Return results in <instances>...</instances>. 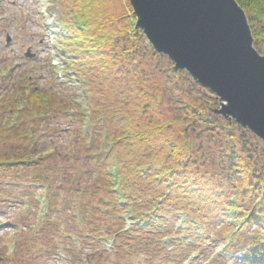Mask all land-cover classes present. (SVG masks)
Segmentation results:
<instances>
[{
	"label": "trees",
	"instance_id": "16d2710c",
	"mask_svg": "<svg viewBox=\"0 0 264 264\" xmlns=\"http://www.w3.org/2000/svg\"><path fill=\"white\" fill-rule=\"evenodd\" d=\"M95 1L70 0L69 12L59 4L51 7L60 19H68V27H63L69 36L65 46L74 57L65 64L78 77L81 92L67 91V100L62 92L22 79L1 96L0 194L4 200L0 206L14 202L3 177L18 176L21 201L30 203L31 218L41 215L39 232H48L38 240L43 245L39 255L52 264L62 259L83 264L86 249L102 248L107 236L113 238L115 264H131L130 259L139 254V264H184L196 250H210L211 256L216 243L227 235L233 247L229 245V251L246 252L241 264H264V143L217 115L216 97L204 94L206 89L195 83L194 90L184 88L185 79L191 82V78L176 73L167 58L146 45L142 30L135 29L131 10L122 17L126 25L116 26V20L95 17ZM236 2L246 12L255 47L264 56V0ZM146 50L151 60L164 59L168 64L163 70L173 78L168 99L169 111L179 112L176 120L154 117L165 92L159 97L158 87L150 85L144 70H139ZM121 60L132 61L125 74L134 78L125 84L124 103L131 98L141 101L139 109L129 112L120 103L112 107L107 103L120 91L112 83L111 69ZM89 74L100 87L89 82ZM175 87L178 95L172 93ZM193 92L201 95L194 98ZM74 98H83L92 110L85 137L70 124L66 130L58 124L61 121L56 119L54 124V116L59 115L64 120L72 114L71 123L84 119L81 111L74 112L78 107ZM71 131L77 141L67 147L64 134ZM189 138L195 140L191 145ZM63 180L69 186H62ZM117 187L124 195L123 206ZM43 199L45 209L39 214ZM50 216L58 218L54 225ZM23 224L22 234H26L29 225ZM171 246L174 249L168 252ZM107 260L94 264H108ZM225 260L226 256L219 257L215 263Z\"/></svg>",
	"mask_w": 264,
	"mask_h": 264
},
{
	"label": "water",
	"instance_id": "95a60500",
	"mask_svg": "<svg viewBox=\"0 0 264 264\" xmlns=\"http://www.w3.org/2000/svg\"><path fill=\"white\" fill-rule=\"evenodd\" d=\"M129 2L153 49L217 96V114L264 142V56L236 0Z\"/></svg>",
	"mask_w": 264,
	"mask_h": 264
},
{
	"label": "rangeland",
	"instance_id": "374dc122",
	"mask_svg": "<svg viewBox=\"0 0 264 264\" xmlns=\"http://www.w3.org/2000/svg\"><path fill=\"white\" fill-rule=\"evenodd\" d=\"M40 4H43V6L48 4L49 0H38ZM79 1V0H78ZM84 1V0H80ZM70 0H60V5L65 9L67 12H69L70 7L72 6L70 3ZM40 4L36 2V0H0V74L3 70L5 72L6 69H12L14 66L17 65V67L25 68L32 66V71L36 74V76L40 77H46L48 72L44 69L48 63V58L50 56L49 52L47 51V40L49 34L47 33V28L45 26V17L40 12ZM92 6L94 7V13L95 17L98 16H104L106 18H109L112 21H117L114 25L117 26H124L125 21L122 19L124 15L128 14L130 6L128 0H97L95 1ZM53 19V18H52ZM50 18V20H52ZM119 21V22H118ZM44 24V25H43ZM126 25V23H125ZM252 26V25H250ZM111 28V25L108 26V29ZM112 29V28H111ZM10 37L11 42L7 43V37ZM56 37V36H55ZM57 39V38H56ZM147 45V43H146ZM141 51H144L143 46L141 45ZM30 50V53L32 54V57L28 58L26 57L27 51ZM147 58L143 57L141 53L138 55V59L143 57L144 60L140 63L139 70H144V74L147 75L146 80L149 81L150 85H156L157 88V95L160 97L162 95V92H165V95H163L162 99V105L159 106V109L155 111L154 117L157 119V121H164L167 119H174L176 120V117L179 116V112L174 113L169 111V104L170 100L168 99L170 97V93L172 91V82L173 78L169 71L164 72L163 69L168 68L167 62L165 63V60L156 61L151 60L149 57V52H147ZM140 56V57H139ZM31 59V60H29ZM31 61V63H29ZM128 61V60H127ZM23 64V66H21ZM132 64V61L129 60L126 61H119L115 68L111 69V79L113 80V84H117L120 91L117 92V94L112 95L110 97L111 101H107V103H110V107L112 106H118V104H122L125 106V111H130L132 108H138L140 107L141 101L130 99L127 103H124L125 96L128 95L127 88L125 87V84L130 83L134 78L133 75L128 74L125 72H128V68H130V65ZM133 65H135L133 63ZM136 66V65H135ZM8 69V70H9ZM3 72V73H4ZM5 74V73H4ZM188 76V75H187ZM188 78H190L188 76ZM89 82L94 87H100L99 81L92 77L89 74L88 77ZM93 81V82H92ZM95 81V82H94ZM1 82V80H0ZM112 84V85H113ZM132 84V83H131ZM181 86V85H180ZM187 91L189 89L194 90L195 85L194 83L190 81H187L185 79L183 85H182ZM172 93H176L178 95L179 89L177 87L174 88ZM147 92L151 90H146ZM152 92V91H151ZM198 93V90H197ZM196 92H193V97H199L201 93L197 94ZM210 92L208 90H205L204 94H209ZM191 94V93H190ZM144 97L142 93H140ZM212 97H215L214 95ZM128 98V97H127ZM130 98V97H129ZM128 98V99H129ZM207 101H211L210 99H205ZM217 100V108H220V101L218 98ZM212 102V101H211ZM113 103V104H112ZM159 103V102H158ZM176 115V117H175ZM54 124L57 123L56 119L61 121V123H58L61 125V128L67 129V120H63V116L59 115L57 117L54 116ZM187 124L185 123V126ZM78 126L74 125V130L77 132ZM200 129V127H199ZM202 129V128H201ZM71 132L69 134H65L64 138L68 143H66V146H70L75 142V133ZM176 131V128L171 131H167L165 133V137H169ZM104 136V134H103ZM203 139H206V136H202ZM48 138H45L43 140L47 141ZM57 138H54L56 140ZM65 141V140H64ZM195 140H192V138H189L188 143L191 145L194 143ZM62 186H69V184H66V180L62 181ZM44 193V189H43ZM15 196V195H13ZM9 197L10 199L13 198ZM2 200H4V195L0 194V203L2 204ZM7 208V207H6ZM7 215V224H14L17 219H21L22 215L26 214V211L24 209H10L8 208L6 210ZM1 222H3V219H1ZM14 231L11 228H7L4 231L0 230V264H34L40 263L43 264H49L50 262L47 261L46 258L41 257L38 255L37 246L33 245L32 242L29 244V247H24L20 251H22V256L19 258V260L14 259V263L11 262V256H9L4 249H8V253L11 254L14 240L7 238L9 233ZM32 236V235H31ZM21 236L16 238V242L21 240ZM36 237V234L33 233V238ZM23 240H21L22 242ZM11 245V247L9 246ZM5 247V248H4ZM92 249V248H91ZM90 249V250H91ZM87 250V249H86ZM92 251H85L84 255H87L91 253ZM229 253V252H228ZM230 254V253H229ZM228 262L234 260H241L242 255L236 254V255H228ZM3 257V258H2ZM132 264H139L140 259L135 255V257H132L131 259ZM6 261V262H5ZM88 264H93L95 261H103V259H97V254L90 256ZM127 262V259L124 260ZM211 259L208 257H202L201 260L198 263L195 264H210ZM123 262H121L122 264ZM57 264V263H55ZM59 264H65L64 262H61ZM213 264H216L213 262ZM220 264V263H219ZM226 264V263H224Z\"/></svg>",
	"mask_w": 264,
	"mask_h": 264
}]
</instances>
